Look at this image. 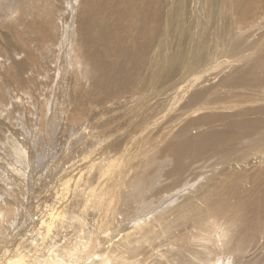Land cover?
<instances>
[{
  "label": "rangeland",
  "instance_id": "obj_1",
  "mask_svg": "<svg viewBox=\"0 0 264 264\" xmlns=\"http://www.w3.org/2000/svg\"><path fill=\"white\" fill-rule=\"evenodd\" d=\"M80 1L79 6L90 4L92 8H99L100 12L97 14H101L107 19L110 18L113 22L109 5H106V9H104L99 0ZM117 1V5L121 3L123 7L128 9L127 14L134 13L131 0ZM180 1L172 0L169 6H164V1H162V12L166 14L169 8L174 7ZM194 1L190 0L188 6H191ZM203 1L204 14L201 17L203 19H205L208 11L212 16L210 1L213 2L215 9L222 10L225 8L224 17L228 22L227 25L231 34L227 36L225 33L224 36L230 40L231 50L224 60L221 56L218 59L220 65H215L213 68L202 67L205 58L201 59V67L192 64L193 75L190 73L191 77L188 78V84L189 86L191 84L192 86L199 85L198 89L193 88L196 95L194 101L188 100L193 92L185 94L177 101L176 99H164L161 87L149 92L142 86H138L137 89L147 95H145V106L135 108L133 106L136 105L122 103L119 98H112L106 105L99 107L91 103L83 105L79 102L80 99L75 95L71 84V82L74 83L75 78L83 80V72L77 70L73 64L67 68V64L64 63V55H62L63 49L60 50L59 44L52 46L47 40L35 41L30 36L24 37L9 31L12 29L10 23L15 22L17 17L20 19L22 15V21L25 24L31 23L29 15L32 17L33 13L36 12L46 13L49 9L50 18L47 20V16L41 17L44 27H38L34 30V34L46 35L47 31L54 33L55 29L61 28L59 34L55 32V37L59 36L62 39L61 33L64 32L62 27L65 29L64 23L68 17V9L69 7L72 9L76 7L71 4L70 0H38L35 3L33 0H0V24L6 25V28L3 27V29L0 26V97L5 95L7 101L0 103V244L9 240L15 243L21 238L23 241L27 240L30 233H33L38 239L43 237L45 228H43L42 223L32 221L35 219H32L35 214H40L41 219L46 224L50 223L54 219L56 211L62 209L70 200L72 193L75 197L85 196L89 191V186L96 187L97 181L106 182L101 189L104 194V203L106 198L108 202L114 198L120 208L116 213L115 225L120 224L121 221L123 223L120 227L132 224L129 222L131 215L130 213V216L128 215L125 208L133 205L139 209L142 206L140 202H137V205L132 204L135 203V198H141L142 204L150 207L147 212L141 215L142 218L139 219L141 223H136V225H156L158 221H162L166 216L173 214L186 199L195 196L200 189L208 186L213 177L224 175V172L227 171L225 165L230 163L227 161L228 159L219 157L217 151L222 147L220 145L222 143L215 141L212 147L202 149V155L200 154L197 158V163L201 162L188 175L181 176L178 173L177 176L167 178V173L173 171L176 165L175 162H171L172 154L169 151L171 140L173 142L185 140L196 132L193 131L196 126L199 128L197 130H203V132L198 131L203 136L212 127L219 128L223 124L224 134H227L226 131L230 125L237 128L228 132L231 133L233 139L238 136L243 139L252 136L264 139V53L263 49L260 51L258 46V41L264 39V29L258 30L256 27L259 25H254L253 30H251V25L238 26L240 18H235L237 12H234L236 11L234 0ZM50 5L51 8H49ZM260 5H264V0ZM19 6L22 7L21 11ZM10 8L11 10H9ZM24 14L26 20H24ZM55 23L61 25L58 26ZM211 25L213 28L210 30V34L204 33V27L200 28L202 25L198 22H191V30L183 36L179 37L176 34L177 37H175L170 33L175 45H179L182 49V53H177V56L179 57L180 54L195 44L200 45L198 42L201 40H203V44L194 48L193 52L201 49L205 55V46L218 44V35L214 30L213 18ZM8 26L10 29H7ZM260 26L262 28V25ZM169 27L171 26L169 25ZM199 28L202 36H200ZM22 29L24 32V28ZM116 29L118 31V28ZM93 30L95 33L94 28ZM233 32L237 33L234 34ZM65 34L67 36L68 32L65 31ZM15 37L33 41V44L23 46L31 50L36 56L39 55L36 58L39 60H37L38 65L31 64L33 67H30L24 56L15 53L16 50L12 46L19 45ZM242 37L248 39L246 44L241 40ZM116 38L118 39V34ZM212 39L217 42H212ZM57 40L55 41L57 42ZM131 43L132 38H129L127 46L129 47ZM121 54L124 53L121 52ZM123 60L124 58H121L119 64ZM162 61L167 62L164 57H162ZM37 62L35 61V63ZM45 63L48 65L47 67ZM183 64L186 66V63ZM20 66L24 68V71L18 75L15 68ZM196 81L199 82L196 83ZM152 85L153 83L148 81V87H152ZM119 94L126 95L125 93ZM130 94L128 93L125 97ZM173 102L176 103V106ZM202 102L210 103V105L207 107L204 105L203 109L194 111L191 116L182 121L184 123L181 122L172 132L170 127H165L164 118L176 114L169 111L172 104L177 109L185 107V109H189L190 107L186 103L193 106ZM117 105H121V107ZM162 107L167 108L166 112ZM159 109L163 114L160 113ZM214 115L222 117L225 115L226 117L212 119L204 124H193L194 126H192V121L196 122V119ZM135 120L138 121V124L131 127L129 123ZM132 133L137 135L136 144L140 149L135 153L132 151V146L128 144L129 136ZM143 141H146L150 147L145 151H142L141 147ZM233 144H236L234 140ZM14 147L20 151V155L13 151ZM244 153L242 155L247 160L242 162L243 166L240 169L254 167L264 157V140H257ZM248 160L252 162L251 165ZM146 161L151 165L149 167L143 166L147 169L151 167L148 171L146 169L143 171L144 168L142 167L137 172L134 171L136 166L130 167L128 165L129 162H131L130 165L135 162L133 164L135 165L138 162ZM200 168L206 170L201 172ZM110 170L111 172H109ZM219 171H222V174ZM87 174L89 176L92 174L90 176L91 182L87 180ZM99 175H101L100 178H98ZM125 178L126 184L123 182ZM121 181L122 184H119ZM108 183L118 185L121 188L124 187L121 193L123 196L129 195L131 190L130 195H134V198L131 197L125 202V205L117 198L119 195L107 196L105 193ZM112 189L113 192L115 190L114 193L117 192L114 187ZM77 207L80 209L81 206ZM98 216H102L101 211L98 212ZM78 219L84 223L83 212L79 214ZM16 230L18 231L16 232ZM3 235L6 236L3 237ZM137 235L138 233L134 234L133 237ZM40 241H44V238H41ZM7 243L0 246L3 247ZM155 246L157 247L158 244ZM176 248L182 249L179 240L174 245L165 248V253L159 256L154 255L152 260H148L147 263L176 264L173 260L180 261L183 257L181 253H177L179 250ZM47 249L48 247L44 253H47ZM3 252H7V250H3ZM204 255L203 252L200 259H196L194 264H199L200 260H202L200 264H206L207 259L204 258ZM224 264H228V262H224Z\"/></svg>",
  "mask_w": 264,
  "mask_h": 264
},
{
  "label": "bare ground",
  "instance_id": "obj_2",
  "mask_svg": "<svg viewBox=\"0 0 264 264\" xmlns=\"http://www.w3.org/2000/svg\"><path fill=\"white\" fill-rule=\"evenodd\" d=\"M33 1L35 3L38 0ZM162 1H164V6H169L172 0H131L134 13L127 14L128 9L121 3L117 5V0H99L104 9H106V5H109L110 13L113 16L112 22L110 18L107 19L101 14H97L100 12L99 8H92L90 4L79 6L80 0H70L71 4L76 7L68 9V17L64 23L65 29L62 27V31H64L61 33L62 39L59 36L55 37V32H61V28L55 29L54 33L47 31L46 35L34 34V30L38 27H44L41 17L47 16V20L50 18L49 9L46 13H33V19L28 14L31 23L25 24L21 15L20 19L17 17L15 22L10 23L12 29L9 26L7 29L20 36H30L35 41L47 40L52 46L59 44L60 50L63 49L62 55H64V63L67 64V68L73 64L77 70L83 72V80L75 78L74 83L71 82L75 95L79 97V102L83 105L91 103L99 107L106 105L112 98H119L122 103L136 105L133 106L135 108L144 107L147 94L140 92L137 89L138 86H142L149 92L161 87L164 99L169 100H177L185 94L193 92L188 100L194 101L196 95L193 88L198 89L199 85L192 86L191 84L189 86L188 84L190 73L193 75L192 64L201 67V59L205 58L202 67L213 68L215 65H220L218 59L223 56L224 60L231 50L230 40L224 36L225 33L227 36L231 34L228 22L224 17L225 8L215 9L213 2L210 1L212 16L208 11L203 19L201 18L204 14L203 0H195L191 6H188L190 0H181L174 7L169 8L166 14L161 10ZM261 2L262 0H234L236 10L234 12H237L235 18H240L237 25L240 27L251 25V30L254 29V25H259L256 27L258 30L264 29V5H260ZM19 10H22L21 6H19ZM25 17L24 14V20H26ZM212 18L214 30L218 35V44L201 46L204 47L205 55L201 49L193 52L194 48L203 44V40H201L198 42L200 45L195 44L178 57L177 53H182V49L179 45H175L170 33L175 37H177L176 34L179 37L183 36L191 30V22H198L202 25L200 28L204 27L203 32L210 34V30L213 28ZM58 21L61 22V20ZM55 25L61 24L55 23ZM0 26L2 29L6 28V25L0 24ZM22 28H24V32ZM200 28L199 33L202 36ZM65 31L68 32L67 36ZM117 34L118 39L116 38ZM129 38H132V43L128 47ZM15 39L19 44L12 46L16 50L15 53L24 56L30 67H33L31 64L38 65L36 58L39 55L36 56L25 47L33 44V41L22 37H15ZM56 39H58L57 42ZM241 40L245 44L246 41L248 42L246 37H242ZM211 41L217 42L213 39ZM258 43L259 50L263 49L264 53V39H260ZM244 50L247 51V49ZM162 57L167 62L162 61ZM121 58L124 60L119 64ZM183 63H186V66ZM15 71L21 75L24 68L16 67ZM65 81L67 82V79ZM148 81L153 83L152 87H148ZM119 93L131 94L125 97L126 95ZM5 98V95L0 97V103L7 102ZM186 104L190 107L189 109H185L186 107L177 109L172 106L173 104L172 107H169L170 112L176 113L174 116L164 118V125L170 127L171 132L194 111L203 109L204 105L206 107L210 105L205 102L193 106L189 103ZM174 105L176 106V103ZM117 106L121 107V105ZM162 108L166 112L167 108ZM223 117L217 115L202 117L199 120L196 119V122L192 121V126ZM137 124V120L129 123L131 127ZM223 126L224 124L219 128L212 127L206 135H203L204 137L198 133L203 130H197L199 128L196 126L195 129L193 128V131L196 132L185 140L169 142V151L172 154L171 162H175L176 165L173 171L167 173V178L177 176L178 173L181 176L188 175L201 162L197 163V158L202 153V149L212 147L215 141L222 143L220 144L222 147L217 151L219 157L228 159L227 161L230 163L225 165L227 171L224 172V175L213 177L208 186L200 189L195 196L186 199L173 214L158 221L156 225H136V223H141V220L139 221L142 218L141 215L150 209L149 206L142 204L141 198H135V203H132L137 205V202H140L142 206L139 209L133 205L125 208L128 215L129 213L131 215H129L131 219L129 222L132 224L120 227L123 223L121 221L120 224L115 225L116 213L120 208L114 198L109 202L106 198L104 203V194L101 189L106 182L99 181L100 184L97 181V186L90 185L85 196L75 197L72 193L70 200L62 209L56 211V215L50 223L46 224L40 214H35L32 218L35 219L32 221L42 223L45 235L41 238H44V241L41 242V238L38 239L37 236L30 233L27 240L23 241L21 238V241H18L13 238L17 242L12 243L9 240L1 243L0 245H3L8 242L7 245L0 246V264H149L147 261L152 260L154 255L159 256L165 253V248L174 245L178 240L181 242L182 249L176 248L179 250L177 253H181L183 257L180 261L174 259L173 262L176 264H194V261L200 259L203 252L204 258L207 259L206 264H224V262H228V264H264V157L254 167L240 169L247 160L242 153L247 152L257 140L264 139L254 136L244 139L238 136L233 139L231 133L228 132L237 128L230 125L226 131L227 134H224ZM129 138L127 141L132 146V151L134 153L140 151L136 144L137 135L132 133ZM233 140L236 144L232 145ZM141 147L142 151L150 148L146 141L141 143ZM225 148L227 149L224 150ZM13 151L20 155V151L16 147L13 148ZM103 160L106 159L103 158ZM147 161L138 162L135 165H133L135 162H132V165L129 162L128 165L136 166L134 171H137L141 170L143 166L149 167L150 164ZM248 163L251 165L252 162L248 160ZM98 169L97 171H99ZM145 169L148 171L147 168H144L143 171ZM205 170L201 169L200 171ZM99 172L102 173L101 170ZM219 173L222 174V171ZM90 176L87 174L89 182L92 181ZM138 177L137 179H139ZM125 181L126 178L123 182L125 183ZM111 182L113 181L111 180ZM119 184H122V181ZM106 187L105 194L107 196L114 197L117 194L119 195L117 198L125 205V202L131 197L134 198L133 194V196L130 195L132 192L130 189L129 195L123 196L121 193L124 187L121 188L110 183ZM113 187L116 189V193H114L115 190L113 192ZM77 206H81L80 209ZM74 207H76L75 210ZM75 211L76 213H74ZM100 211L102 216H98ZM82 212L84 223L78 219ZM137 233L138 235L133 237ZM5 236L3 235V237ZM155 244L158 246L156 247ZM47 247V253H44ZM3 250H7V252H3Z\"/></svg>",
  "mask_w": 264,
  "mask_h": 264
}]
</instances>
